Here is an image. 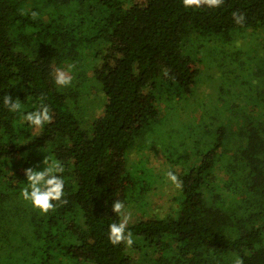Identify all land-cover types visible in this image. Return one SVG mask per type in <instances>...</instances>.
I'll return each mask as SVG.
<instances>
[{"label":"trees","instance_id":"trees-1","mask_svg":"<svg viewBox=\"0 0 264 264\" xmlns=\"http://www.w3.org/2000/svg\"><path fill=\"white\" fill-rule=\"evenodd\" d=\"M0 20L9 32L0 34V264H233L236 256L264 264L258 46L191 48L245 29L259 36L264 0H225L215 9L185 8L182 0H0ZM207 59V81L222 100L201 90L210 111L194 98L200 82L190 65ZM56 68L69 71L71 85L55 84ZM96 90L99 112L90 104ZM5 95L19 99L22 111L5 108ZM41 96L53 120L34 128L23 115L39 108ZM172 104L174 112L163 114L160 107ZM142 106L163 115L150 117L146 108L142 116ZM189 137L187 149L175 147ZM147 150L163 154V171L146 165ZM117 151L122 160L137 157L140 169L123 162L126 171L117 174ZM45 158L62 162L68 203L42 215L21 191L25 169L43 170ZM168 171L182 187L171 184L172 197L154 208ZM116 200L133 211L131 248L108 241L109 225L120 219L111 210Z\"/></svg>","mask_w":264,"mask_h":264},{"label":"clouds","instance_id":"clouds-1","mask_svg":"<svg viewBox=\"0 0 264 264\" xmlns=\"http://www.w3.org/2000/svg\"><path fill=\"white\" fill-rule=\"evenodd\" d=\"M225 0H182V4L185 8L208 7L211 9L222 7ZM31 16L36 19L38 13L32 12ZM232 17L236 24L243 25L245 21L244 14L239 11L232 13ZM75 65H69V71L74 68ZM69 71H65L61 68H56L52 76L55 84L59 87H67L72 83V77ZM45 97H40V106L35 111L27 112L23 115V120L34 128H43L46 124H49L53 120L51 110L47 105L43 103ZM3 105L10 112L16 113L22 111V104L19 99L13 100L11 95H5L3 97ZM43 170L36 171L33 168L25 169V176L27 179L26 186L21 191V197L23 200L29 202L33 209L37 210L42 215H47L50 212H54L58 206L66 205L68 201L64 199V185L65 180L61 174L64 173L65 168L61 161L52 160L49 161L45 158L43 161ZM167 178L173 186L176 188L182 187V181L172 171L167 172ZM116 216H118L119 222H113L109 225L108 241L113 246L125 244L129 248L134 243L133 233L128 231V224L130 220V214L125 212V204L116 200L112 204L111 209ZM233 264H244L243 258L236 256Z\"/></svg>","mask_w":264,"mask_h":264},{"label":"rangeland","instance_id":"rangeland-1","mask_svg":"<svg viewBox=\"0 0 264 264\" xmlns=\"http://www.w3.org/2000/svg\"><path fill=\"white\" fill-rule=\"evenodd\" d=\"M259 31V30H258ZM261 34H259V36H257V30H252V29H245V30H242V31H239L237 32L236 34H234V36H232L229 39H225V40H222V39H218L216 40L215 42H212V43H208V40L207 39H201L199 42H196L194 44L191 45V48H198L199 46H208V47H211V48H217L219 49V44H220V47L221 49H224L225 51H230L232 48L233 49H240L242 50L243 52L246 50H252V48H254V45H257V50H256V54L255 55V58H256V62H257V65L259 64V69L261 72H264V50H262L263 46H264V28L261 30ZM260 32V31H259ZM0 34L2 37H5V39L8 38V35H9V32L7 31L6 29V25L3 21L0 20ZM257 40H258V44H257ZM114 47L113 48H118L120 47L119 46V43L118 42H113ZM199 45V46H198ZM107 46V44H105L103 46V49ZM247 54H244L243 56V60L246 59L248 60L247 58ZM258 60H259V63H258ZM208 62V63H207ZM207 62H201V61H195V60H192L191 62V69L193 71V74L194 76L196 77V81L200 82L198 87L199 89L196 90V92L194 93V98L197 99V102H199V99L202 101V103H204L205 106H207V110L210 111L211 109H209V101L206 100L208 98H210L212 101L216 102V103H220L222 100L219 98V89L215 87H210L209 85V81L208 80V73H207V69H209V59H207ZM248 65H250V63H248ZM254 65V63L252 64V66ZM256 65V64H255ZM206 67V68H205ZM220 73V72H218ZM244 73H246V71H244ZM216 74V72L214 73ZM262 79V77H261ZM250 81L252 82V84H256L257 82L253 79H250ZM264 87V82H261L260 81V85H259V88H263ZM205 89V90H204ZM203 90V93H205V95L207 94V96L205 97L206 101L204 99H202V91ZM98 91H94L95 95H97ZM101 94H98L97 95V100L93 99L91 100V106L93 107L92 110H94L95 112H99L100 108H99V105H100V100H101ZM216 100V101H215ZM176 103H174L175 105ZM174 105L172 104L168 106L166 105H162L160 107V109L162 110V113L163 114H167L168 112H171V114L174 112ZM146 106H142L140 109H139V112L140 114H142L141 111L145 110ZM165 109V111L163 110ZM147 112L148 114L150 115V117H155V116H158L159 115H163L161 113L160 110H158V114H157V111L156 109H150L148 108L147 109ZM177 113V112H176ZM143 116V114H142ZM222 116V117H221ZM218 115L217 116V119H220V118H224V115ZM187 118L188 119H191L193 118V115H187ZM194 123L199 126L201 125L202 121L201 119L199 118L198 114H196V118L194 120ZM134 127H137L138 125L136 123H134ZM216 125H218V122H214L213 124H211V128L213 129L214 127H216ZM190 139L189 138H185V139H179V141L175 144V147H177V149H187L188 147V140ZM180 143H184L182 145L183 148L179 147L180 146ZM146 155L148 156L149 158V163L146 162V165L147 166H153L155 170H162L163 171V168H162V164L163 162L165 161L164 157H163V154L161 153H155L153 152L152 150H147L146 152ZM255 155V150L252 148V147H248L247 151H246V158L247 159H252L253 156ZM137 160V157H127L125 160H122V158L120 157V152H116V157H115V161H114V166H115V172L117 174H122V173H125L126 169L125 167H122L120 166L121 163L125 162L126 163V166H133V165H136L139 167L142 166L139 164H137L136 162ZM142 164V163H141ZM162 180L165 182V184L167 183V185H162L163 187H167L168 186V189L166 191V195L165 197L163 198V196H159V197H153V207H158L160 205H163L164 203H166V199L168 198H171L172 195H173V190H172V186H171V183L168 179L166 178H162ZM162 180L161 182L159 183V185L161 186L162 184ZM125 183V182H124ZM117 187L118 188H121V184H117ZM125 212L130 214V220L129 221H133L134 219V216H133V211L130 210L129 208H126L125 207ZM137 217V216H136Z\"/></svg>","mask_w":264,"mask_h":264}]
</instances>
